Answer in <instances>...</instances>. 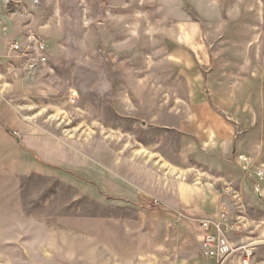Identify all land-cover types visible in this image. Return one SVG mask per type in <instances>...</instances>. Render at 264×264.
Instances as JSON below:
<instances>
[{
	"label": "rangeland",
	"instance_id": "rangeland-1",
	"mask_svg": "<svg viewBox=\"0 0 264 264\" xmlns=\"http://www.w3.org/2000/svg\"><path fill=\"white\" fill-rule=\"evenodd\" d=\"M14 1L17 8L3 0L0 8L24 20L21 46L36 40L48 59L30 70L29 56L12 53L10 61L26 75L41 73L10 78L14 127L4 158L10 177L0 173V264H81L80 256L65 261L55 230L97 228L109 215L132 219L138 207L151 212L157 197L139 206L105 192L107 184L119 191L124 180L134 189L143 179L137 162L147 160L158 178L204 187L220 203L236 249L229 264H242L241 248L250 252L248 264H264V179L254 178L264 165V0ZM193 128L215 134L213 142L182 145V138L200 141ZM198 154L206 160L196 163ZM173 155L190 156L179 164L183 172L167 162ZM189 232L185 252L172 253L166 236L160 264H215Z\"/></svg>",
	"mask_w": 264,
	"mask_h": 264
},
{
	"label": "crops",
	"instance_id": "crops-1",
	"mask_svg": "<svg viewBox=\"0 0 264 264\" xmlns=\"http://www.w3.org/2000/svg\"><path fill=\"white\" fill-rule=\"evenodd\" d=\"M2 11L1 7L0 173L9 178L10 164L4 165V158L6 152L10 150V127H14V121L10 120V78L12 80H27L40 74L41 68H38L30 75H26L19 72V68L17 69L14 66H10V61H12V57L15 54L8 51V46L11 43H18L24 46L27 41L28 32L26 31V26L23 25L24 20H20V18L13 16H5ZM45 55L48 59L47 53ZM193 132L194 136L200 139L199 142L190 144L189 138L181 139L182 145L187 146L186 141L187 144L190 145L188 149L191 147L198 149L201 146L198 143L203 142L202 145H206L207 142L209 144L214 140H210V137L215 134H206L204 136L199 133L196 128H193ZM164 147L165 145L163 143L160 147L161 150L170 155V151L167 149L168 147ZM188 156L189 155H187V157ZM187 157L173 155L172 162H167L173 165L174 168L178 166V170L183 172L184 169H182L180 165L185 164V162L187 163ZM194 157L196 163H202L203 159L206 160L205 156L199 154ZM147 162L148 163L144 164L137 162L138 167L141 165L140 171L142 172L143 179L134 182V189L128 186V182L124 180L118 184L119 186L117 188L119 191H112V186L107 184L106 189L109 191L105 192L107 195H114L115 198L119 199L118 202H122L123 204H127L126 200L134 198L139 201V206H142L148 197H157L161 202L158 200L154 201L151 212L143 207V209L140 207L136 208L137 211L133 214V220L124 217L116 218L109 215L101 219L103 224H98L99 226H96L97 228L87 225L83 228L75 226V228L55 230V235L64 239L62 242L60 241V243L63 246V248L61 247V252L66 254V259H70L65 260L66 262H73L80 256V258H82L80 261L82 262L81 264H84L83 262H85V264H160L159 255H162V260L166 259L164 252L168 247L167 243L164 241L166 236L172 238L170 243L172 253L189 251L190 243L192 242V234L189 232L191 228L195 231L198 250L200 254H202V233L199 229L200 223L204 221H213L212 219H214V221L219 219L221 215H219L217 211L219 209L218 204L220 203H216L214 198H208L204 191V187L200 188L195 185L185 184L179 179L167 181L166 179L163 180L162 178H158V174L155 176V164L152 163L151 160H147ZM145 164L147 165L143 167ZM172 182L173 184H171ZM119 216H121V214H119ZM67 220L73 221L77 219H73L72 217ZM90 221H94L93 218ZM131 221L133 222L132 225L130 224ZM165 232H167V235ZM38 236L47 237L50 236V234L43 232V234L39 233ZM79 236L82 237L80 240V247L78 243ZM90 236H99L101 240L98 239L95 240L94 243H91L89 239ZM45 250L47 251V249ZM183 264H191L190 259L184 260Z\"/></svg>",
	"mask_w": 264,
	"mask_h": 264
},
{
	"label": "built area",
	"instance_id": "built-area-1",
	"mask_svg": "<svg viewBox=\"0 0 264 264\" xmlns=\"http://www.w3.org/2000/svg\"><path fill=\"white\" fill-rule=\"evenodd\" d=\"M3 1L8 9L17 8V5L19 4L18 1L14 0ZM35 42V46H33L34 44H30L25 49L18 43H11L8 46V51L10 53H21L26 57H30V60H28L27 62L28 66L26 65L28 70L32 68L34 69L35 65L37 64H44L47 60L45 56V45L37 42L36 40ZM32 57L35 58L31 60ZM239 163L242 164L243 169H245L246 172L249 171V166H246L249 165L247 158L239 156ZM254 178L255 181H262L264 179V165H262L260 169L254 170ZM199 229L202 233V255L207 259L213 260L215 264H229L230 260L236 252V249L232 247L228 238V228L226 227L225 218L221 217L215 221L201 222ZM240 250H242V253L244 255L242 264H248L250 252L246 251V249L244 248H241Z\"/></svg>",
	"mask_w": 264,
	"mask_h": 264
}]
</instances>
